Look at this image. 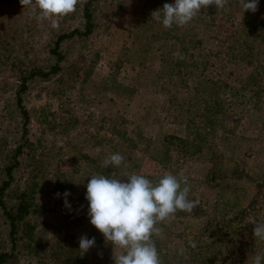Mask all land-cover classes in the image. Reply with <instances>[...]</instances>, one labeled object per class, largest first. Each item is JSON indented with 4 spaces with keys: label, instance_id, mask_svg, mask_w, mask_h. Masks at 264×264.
I'll use <instances>...</instances> for the list:
<instances>
[{
    "label": "rangeland",
    "instance_id": "1",
    "mask_svg": "<svg viewBox=\"0 0 264 264\" xmlns=\"http://www.w3.org/2000/svg\"><path fill=\"white\" fill-rule=\"evenodd\" d=\"M85 1L78 0L76 11L53 29L36 21L20 0H0V169L8 146L20 137L14 106L19 76L32 66L54 62L48 49L58 35L82 29ZM165 3L174 0H95L94 30L87 38L62 44V71L28 81L23 104L35 160L22 162L6 197L25 214L15 264L83 259L80 236L105 241L87 217L86 185L93 174L122 180L132 173L153 181L164 173L188 178L189 199L196 207L192 213L178 212L153 237L162 264H253L256 254H264V242L251 238L253 221L264 223V111L257 115L232 100L233 110L217 113L215 126L205 119L199 126V120L193 126L170 123L175 115L165 113L175 90L171 84L182 77L169 73L187 46L219 57L208 68V77L248 97L255 66L230 57L253 33L257 41L264 39V0L255 13H243L239 0H228L225 9L209 6L189 24L168 29L151 17ZM217 96L228 102L223 94ZM261 100L264 109V92ZM114 153L124 156L122 164L103 167V160ZM65 191L71 193V209L65 208L63 196H56ZM6 238L7 225L0 218V250L2 242L8 244ZM190 241L197 244L195 249ZM180 248L186 249L182 256ZM104 253L96 256L98 264H114L112 246L99 257Z\"/></svg>",
    "mask_w": 264,
    "mask_h": 264
},
{
    "label": "clouds",
    "instance_id": "2",
    "mask_svg": "<svg viewBox=\"0 0 264 264\" xmlns=\"http://www.w3.org/2000/svg\"><path fill=\"white\" fill-rule=\"evenodd\" d=\"M228 0H174L151 13L152 19L166 29L173 25L183 27L214 6L216 11L225 9ZM244 12L255 13L259 0H239ZM38 22H48L53 29L59 28V21L76 11L78 0H20ZM124 161L120 153L106 157L103 167H119ZM191 188L188 178L170 173L155 181L145 175L132 173L122 180L115 175L93 174L86 185L85 200L88 204L87 217L90 224L102 234L104 240L114 249V264H162L156 241L163 231L161 224L174 218L178 212L192 213L196 202L189 199ZM70 192L56 193L63 196L65 208L71 209L67 197ZM83 207V206H82ZM249 234L246 232L245 237ZM251 238L264 242V223L253 221ZM81 256L95 247V237H79ZM195 249L197 244L190 241ZM119 249V254L115 250ZM186 249L180 248L179 255ZM253 264H264V254H256Z\"/></svg>",
    "mask_w": 264,
    "mask_h": 264
},
{
    "label": "trees",
    "instance_id": "3",
    "mask_svg": "<svg viewBox=\"0 0 264 264\" xmlns=\"http://www.w3.org/2000/svg\"><path fill=\"white\" fill-rule=\"evenodd\" d=\"M94 2L95 0H86L83 4L82 29H73L56 37L53 45L48 49V53L54 59V62L43 68L32 66L22 72L18 78L19 85L15 91L14 106L21 120L20 137L15 140L12 148L8 146L7 162L0 169V218L7 225L6 241L8 243H1L3 249L0 250V264H15L19 260L20 249L23 244L21 222L25 214L23 208L9 202L7 193L14 185L13 183L16 182V172L22 166V162L27 160V158L31 162L35 160L34 152L36 146L28 138L29 113L23 104V95L27 92L29 83L32 80H46L58 75L62 71L61 62L65 60L66 54L61 49V46L65 41L74 38H87L92 34L94 30L93 18L95 15V10H93ZM205 28L209 31L212 26H206ZM256 39L257 35L253 33L250 42L246 46L242 44L237 46L234 49L235 55L230 57V61L246 60L255 66L253 77L250 80L252 87L248 90V97H245L243 91L230 87L223 80L213 81L208 77V68L214 67L213 60L219 59L214 53L196 46L182 48L169 73L174 76H178L176 73L182 75V77H179V81L171 84L175 90L173 89L172 95L168 96L166 100L171 106L165 113L170 117L175 115L173 118L171 117L170 123L193 126L195 121L199 120L197 122V126H199L200 120L205 119L209 124L215 126L217 122L215 115L217 113L233 110L230 107L233 104L232 100L240 106L247 104L249 106L248 110L252 113H256L257 115L262 114L264 111L261 100V94L264 92V44L261 42L264 43V39L262 41H257ZM209 89L210 92L208 91ZM217 94H223L227 97L228 102L222 99L218 100ZM183 105L187 106L189 111L184 110L182 108ZM176 109L178 110L177 113ZM104 242L103 239L98 240L95 247L92 248L96 251L94 254L91 255L89 253L90 249L87 254L83 255V259L78 256H73L72 259L66 257L61 261V264H98L96 256L100 252L103 253V251L107 253L111 249V246L105 247ZM105 253L99 257H105ZM73 259L74 261H72Z\"/></svg>",
    "mask_w": 264,
    "mask_h": 264
}]
</instances>
